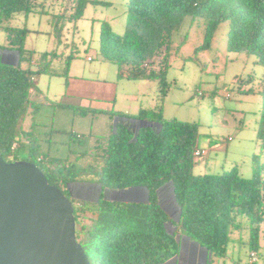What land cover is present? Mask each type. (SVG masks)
Returning a JSON list of instances; mask_svg holds the SVG:
<instances>
[{"label":"trees","instance_id":"1","mask_svg":"<svg viewBox=\"0 0 264 264\" xmlns=\"http://www.w3.org/2000/svg\"><path fill=\"white\" fill-rule=\"evenodd\" d=\"M60 1L64 9L53 14L52 25L61 44L67 23L77 22L88 4L98 1ZM127 6L122 33L103 22L101 55L118 65L121 78L159 80L160 104L155 110L143 109L133 115L109 110L108 134L93 140L90 137L89 141L83 134L69 132L63 139L67 152L58 153L56 148L45 145L46 139L37 133L34 121L25 129V120L37 108L36 78L42 73L58 75L52 63L62 54L26 49V38L33 30L8 25L15 13L43 12L39 0H0V29L7 34V46L3 48L20 54L18 65L0 61V157L8 162L20 157L34 162L50 184L62 188L68 196L71 193L65 187L69 183L100 186L102 191L96 201L72 198L76 236L91 264H165L180 253L178 235L197 242L212 257L225 258L229 245L236 241L234 232L241 230L245 222L250 227L247 244L257 252L264 223L261 173L257 171L251 178L236 169L195 174L200 124L166 119L162 102L169 86L165 76L173 37L186 23L192 26L198 21L204 27L200 49H205L220 26L229 22L227 50L254 55L264 67V0H128ZM162 50L164 67L155 72L149 67ZM72 56L66 58L67 69ZM192 59L198 60V54ZM22 61L27 67H22ZM261 84L257 141L263 149L264 73ZM58 106L77 109L61 103ZM83 112L86 116L87 112ZM130 120H150L158 125L133 129ZM167 184L172 186L181 209L177 219L161 202L159 189ZM136 186L148 188V202L114 201L104 194V190Z\"/></svg>","mask_w":264,"mask_h":264},{"label":"rangeland","instance_id":"2","mask_svg":"<svg viewBox=\"0 0 264 264\" xmlns=\"http://www.w3.org/2000/svg\"><path fill=\"white\" fill-rule=\"evenodd\" d=\"M96 1L98 2H90L87 5L81 19L67 23L61 44L56 38L52 25L53 14L60 13L64 9L60 0H39L43 12L29 15L15 13L8 22V25L13 27L27 26L33 30L26 38V49L37 52L57 51L59 55L63 54L52 63V69L58 75L42 73L36 78L38 94L35 100L38 104L25 122V128L28 130L34 121L37 133H40L41 138L46 139L45 145L56 148L58 153L67 152L63 139L69 132L83 134L88 140L90 137L93 140L109 133L110 119L108 114L101 110L104 105L87 108L93 105V101H89L86 107L82 106L80 97H69L64 90L68 55H73L70 59L72 63L70 74L79 75L80 69L90 64L97 66L103 63L108 67V70L102 73L107 79L103 84L109 85L116 80L118 65L102 61L101 29L103 22H108L116 32L124 31L128 0ZM229 29V22L222 24L212 43L205 49H200L204 42V27L198 21L192 26L184 24L174 35L169 58L170 67L165 76L169 86L165 100L162 102L163 114L166 119L200 124L199 147L204 148L206 154L197 157L195 174H216L236 169L246 178H251L258 171L264 179V146L262 149L257 141L262 110L261 82L264 67L257 63L254 55L227 50L226 38ZM6 43L7 34L0 29V45ZM196 53L198 60L192 59ZM88 56L93 60L88 61ZM164 56L165 51L162 50L153 66L149 68L155 72L162 70ZM16 59L12 56L13 62H17ZM21 65L24 67L26 62L22 61ZM86 76L98 77L89 72ZM114 84L115 92L118 90V105L120 107V102H123V105L131 109L129 114L138 111L136 106L138 107L139 103L146 110H155L160 104V83L157 79L125 80ZM127 96H134V102H131ZM61 99L65 104L74 105L77 109L58 106ZM119 107L114 105L113 108L118 110ZM85 108L87 114L83 116L81 110ZM92 109H97L99 112L92 113L89 111ZM129 122L133 129L141 125L132 120ZM18 159L24 160L22 157ZM78 186L80 185L77 183H70L68 188L75 199L93 202L101 194V188L97 184L94 185L93 193L88 195L79 191ZM141 195L144 197L145 192ZM160 196L164 208L172 218L177 219L180 209L174 200L172 186L165 185ZM107 197L121 199L115 193H109ZM233 235L236 241L229 245L227 257L219 259L217 256L212 257L207 254L208 262L264 264V223L261 224L260 247L257 252L255 251L257 253L255 262L251 260L252 250L247 244L250 235L248 223L245 222L244 227L235 231ZM179 242L181 244L190 240L184 237L183 241Z\"/></svg>","mask_w":264,"mask_h":264},{"label":"water","instance_id":"3","mask_svg":"<svg viewBox=\"0 0 264 264\" xmlns=\"http://www.w3.org/2000/svg\"><path fill=\"white\" fill-rule=\"evenodd\" d=\"M17 54L20 56L19 51ZM140 124L141 127L158 125L150 120H142ZM113 191L124 194L144 191L145 196L138 193L133 197L110 200L149 201L146 186ZM72 198L62 188L50 184L34 162H8L0 157V264H91L76 236ZM174 200L177 203L175 195ZM183 238L178 235L177 240L183 241ZM193 243L199 246L197 242ZM181 250L182 243L180 253ZM205 264H208V258Z\"/></svg>","mask_w":264,"mask_h":264},{"label":"crops","instance_id":"4","mask_svg":"<svg viewBox=\"0 0 264 264\" xmlns=\"http://www.w3.org/2000/svg\"><path fill=\"white\" fill-rule=\"evenodd\" d=\"M5 46H7V43L4 45H0V61L4 62V63L16 65L15 64L16 62L12 61V56H13V58L16 57L17 58L16 61L20 62V56H18L17 50H9L7 47L3 48ZM100 54H101V52H100ZM62 56H63V54H62ZM101 57H102V61L104 63H111V62L105 60L102 55H101ZM87 60L92 61L93 59H91L88 56ZM71 64L72 63L69 64V67H68L66 75H65L67 77V79L64 81V83H65L64 84V87H65L64 90H65L66 95H68L69 97H72V98L80 97L82 100V104H83L82 106H85V107L88 106L87 103L89 101H93V105H91L87 108H92L94 105H101L102 104V106L103 105L104 106L102 107L101 110H104L105 112H108L109 110H114V108H113L114 105L115 106L117 105L119 107V105H118L119 104L118 103L119 102L118 101V90H116V92H115V84L114 83L119 84L120 81H125V80H127V81H147V80H149V79H129V78H124V77L121 78L119 76V70H118L117 73H115L116 74L115 75L116 80H113L114 83L109 84V85H105V84H103V82L105 83V81L107 79H105V77L102 75V73H104V71H107L108 67L105 66L103 63L98 64L97 66H91V64H90L86 68L80 69L78 71L79 75L70 74V73H72ZM25 67H27V63L24 66V68ZM87 72L94 73L98 77H87L86 76ZM70 75H71V78L69 79ZM100 75H102V76H100ZM35 97H37V95ZM127 98L131 102H134V96L133 97L127 96ZM60 103L65 104L62 99L60 100ZM120 104L121 105H120L119 109L115 110V111L124 112L125 114H129L128 112L131 109H128L129 107L123 105V102H120ZM66 105H69V104H66ZM70 106L77 108L74 105H70ZM87 108H85L83 110H86ZM103 108H105V109H103ZM106 108H108V109L111 108V109L107 110ZM136 108L138 111H136L135 113H131V115L137 114L141 110L145 109V108L141 107V103H139L138 107L136 106ZM83 110H81V113ZM91 111H99V110H97V109L93 110L92 109ZM26 120H27V118H26ZM26 120H25V122H26Z\"/></svg>","mask_w":264,"mask_h":264},{"label":"flooded vegetation","instance_id":"5","mask_svg":"<svg viewBox=\"0 0 264 264\" xmlns=\"http://www.w3.org/2000/svg\"><path fill=\"white\" fill-rule=\"evenodd\" d=\"M80 186H78L77 188H79V191H81L83 194H92L94 189V185L95 183H86V182H80L77 183ZM70 183L67 185V187H65V189L70 188L69 187ZM70 191V189H68ZM105 191V190H104ZM106 194L108 195L109 193H115L117 195V197L119 198H128V197H133L136 194H141L144 191H140V192H129V193H117L114 192L113 190H106ZM71 193V191H70ZM206 255L207 252L202 249L201 247H199L197 244L193 243V242H183L182 243V250L181 253H179V255L177 256V258H173L171 259L169 262H167L166 264H205L206 263Z\"/></svg>","mask_w":264,"mask_h":264},{"label":"built area","instance_id":"6","mask_svg":"<svg viewBox=\"0 0 264 264\" xmlns=\"http://www.w3.org/2000/svg\"><path fill=\"white\" fill-rule=\"evenodd\" d=\"M204 154H206V150L204 148H197L196 151H195V156L196 157H201L203 156ZM250 257H251V260L253 262H255L257 260V253L255 251H252L250 253Z\"/></svg>","mask_w":264,"mask_h":264}]
</instances>
